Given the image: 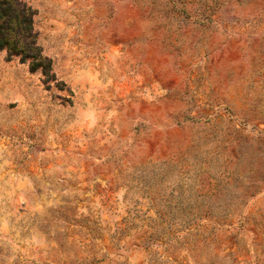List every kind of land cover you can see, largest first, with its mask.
<instances>
[{"label": "rangeland", "instance_id": "374dc122", "mask_svg": "<svg viewBox=\"0 0 264 264\" xmlns=\"http://www.w3.org/2000/svg\"><path fill=\"white\" fill-rule=\"evenodd\" d=\"M21 1L0 264H264V0Z\"/></svg>", "mask_w": 264, "mask_h": 264}, {"label": "trees", "instance_id": "16d2710c", "mask_svg": "<svg viewBox=\"0 0 264 264\" xmlns=\"http://www.w3.org/2000/svg\"><path fill=\"white\" fill-rule=\"evenodd\" d=\"M35 11L21 0H0V51L7 60L18 58L31 71L41 70L49 79L52 64L37 43L34 29Z\"/></svg>", "mask_w": 264, "mask_h": 264}]
</instances>
